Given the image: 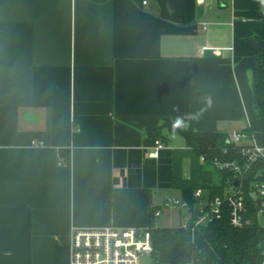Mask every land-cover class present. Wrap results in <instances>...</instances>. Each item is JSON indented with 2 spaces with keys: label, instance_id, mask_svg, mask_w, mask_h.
<instances>
[{
  "label": "crops",
  "instance_id": "1",
  "mask_svg": "<svg viewBox=\"0 0 264 264\" xmlns=\"http://www.w3.org/2000/svg\"><path fill=\"white\" fill-rule=\"evenodd\" d=\"M260 10L264 0H0V264H55L74 229L165 227L153 211L181 198L173 150L186 146L164 128L149 156L167 120L257 139L264 19L243 13Z\"/></svg>",
  "mask_w": 264,
  "mask_h": 264
},
{
  "label": "trees",
  "instance_id": "2",
  "mask_svg": "<svg viewBox=\"0 0 264 264\" xmlns=\"http://www.w3.org/2000/svg\"><path fill=\"white\" fill-rule=\"evenodd\" d=\"M262 6V0H259ZM250 18L264 19V10L243 13ZM255 109L259 116L261 135L257 142L264 145V37L256 42V67L254 73ZM183 120H167L162 126L151 131L156 139L162 136V130L168 129L172 134L181 135L185 148L173 150V188L180 191L181 198L190 207L189 211L198 213L194 192L201 188L208 200L224 196L225 192L236 186L233 174L220 170L215 160H232L236 153L227 144L228 136L219 132H195L193 128H183ZM255 136L248 127L243 130ZM161 140V139H160ZM162 142H167L162 138ZM228 151L224 153V150ZM206 162H201V157ZM190 168L185 172V163ZM264 161L258 162L245 179L241 180L245 195L247 217L251 224L244 228H235L230 222V213L224 207L221 218H214L199 225L194 231L191 228L153 227L152 264H262L264 258V226L259 222V210L263 200L253 193L252 183L264 180ZM153 211V217L154 212ZM186 215V211L184 212ZM193 215V216H194ZM155 218V217H154ZM184 218V217H183ZM55 264H69V249L59 247L55 253Z\"/></svg>",
  "mask_w": 264,
  "mask_h": 264
},
{
  "label": "built area",
  "instance_id": "3",
  "mask_svg": "<svg viewBox=\"0 0 264 264\" xmlns=\"http://www.w3.org/2000/svg\"><path fill=\"white\" fill-rule=\"evenodd\" d=\"M206 1L208 0H197V3L204 4ZM204 50L206 48L202 49ZM227 144L236 153V157L232 160H215V166L233 174L237 183L235 187L228 189L224 196H218L210 201L203 189H197L194 192L198 207L196 215L189 211L188 203L182 198L169 197L165 201V208L177 207L186 211L181 222L183 228H191L194 231L201 224L214 218H221L225 206L229 210L233 227L244 228L251 224V219L247 217L241 180L247 177L254 165L264 161V145L259 144L256 137L246 131H239L228 137ZM164 146L160 139H155L154 150L149 153V156L158 158ZM227 151L228 148L224 150V153ZM201 162H206L204 156L201 157ZM261 176L264 177V173ZM252 187L254 195L263 200V206L258 213L260 217L264 215V180L254 181ZM160 215L161 209H157L154 217L157 218ZM152 228L107 226L74 229L69 244V264H143V258L146 255L151 257L152 264ZM262 264H264V258Z\"/></svg>",
  "mask_w": 264,
  "mask_h": 264
},
{
  "label": "rangeland",
  "instance_id": "4",
  "mask_svg": "<svg viewBox=\"0 0 264 264\" xmlns=\"http://www.w3.org/2000/svg\"><path fill=\"white\" fill-rule=\"evenodd\" d=\"M178 139L181 141H184V139L181 136H176ZM258 137H260V133L258 132ZM177 194L171 195V197H177ZM182 214L180 213L179 208L174 209V210H169V208H164L161 209L162 215L160 216L159 219V224L160 226H165V227H172V226H178L181 224L183 217H184V212L185 210H181ZM259 222L261 225L264 226V215H261L259 217Z\"/></svg>",
  "mask_w": 264,
  "mask_h": 264
},
{
  "label": "water",
  "instance_id": "5",
  "mask_svg": "<svg viewBox=\"0 0 264 264\" xmlns=\"http://www.w3.org/2000/svg\"><path fill=\"white\" fill-rule=\"evenodd\" d=\"M237 184V183H236ZM143 264H151V257L149 255H146L143 258Z\"/></svg>",
  "mask_w": 264,
  "mask_h": 264
}]
</instances>
